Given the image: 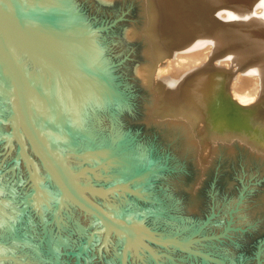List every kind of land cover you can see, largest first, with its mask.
<instances>
[{"label":"rangeland","instance_id":"rangeland-1","mask_svg":"<svg viewBox=\"0 0 264 264\" xmlns=\"http://www.w3.org/2000/svg\"><path fill=\"white\" fill-rule=\"evenodd\" d=\"M68 1L72 28L65 31L98 48L89 64L98 67L105 79L70 76L69 81L85 83L91 91L87 95L74 86L77 102L81 100L89 114H84L85 120L67 119L66 111L51 115L56 121L50 125L59 130L50 137H63L56 144L66 154L67 164L74 170L92 169L78 180L101 188L120 180L132 192L116 189L91 197L108 209L140 219L156 234L180 229L186 231L179 235L184 237L209 212L208 193L216 175L215 216L200 235L222 231L230 209L231 229L224 237L194 246L229 264H256L261 243L260 264H264V149L235 131L206 129V120L185 100L195 84L212 89L210 77L199 79V86L193 82L197 75L211 65L232 62H239L246 72L237 81L243 80L241 87L253 91L254 98L264 96V0ZM74 44L62 47L65 59L75 60ZM36 66L48 73L41 64ZM212 94V99L217 96ZM13 150L14 146L12 151L4 148L0 139L1 220L14 224L17 234L31 237L42 254L46 229L52 236L67 237L68 244L51 261L40 262L20 246H12L13 236L0 231V256H6L0 264H104L112 256L114 242L104 244L99 233L98 241L93 236L86 243L96 225L83 210L66 201L59 209L54 201L46 207L36 201L25 204L32 183L23 163L14 172L8 170ZM39 181L47 184L46 174L40 173ZM9 184L14 186L11 194ZM72 220L81 224V230H75ZM150 245L156 254L163 253L157 256L160 264H201L173 247ZM138 251L140 256L132 252L128 264H154L147 252Z\"/></svg>","mask_w":264,"mask_h":264},{"label":"water","instance_id":"water-1","mask_svg":"<svg viewBox=\"0 0 264 264\" xmlns=\"http://www.w3.org/2000/svg\"><path fill=\"white\" fill-rule=\"evenodd\" d=\"M71 23L72 18H70L69 21L57 23L48 28L43 23L36 22L35 20H21L20 18H17L0 8V63L8 76L11 96V112L7 118L0 119V123H5L10 120L9 128L7 131L1 132L0 139L4 142V148L8 147L9 151H12V145L8 143L7 138L12 136L16 139L13 159L8 170L14 172L16 168H19L21 163L25 166L28 177L32 183L31 192L25 196V204L31 203L32 201H36L39 204L41 184L39 181L40 173L37 170V166L35 165L34 167V160L27 152V145L25 144L23 136L26 137L29 145L28 147L33 151L35 158L39 160L40 167L45 171L46 180H48V177L52 179L59 190L58 196L53 200L54 206L59 209L61 205L65 204V198H67L78 208L83 210L85 213H89L97 220L98 224L87 236L86 243L89 242L91 237L100 233L103 234L105 244L108 240L110 228L116 230L120 234L121 241L118 248L119 252L116 264H128L131 252H135V254L140 256L138 248L147 252L154 264H160L157 256L158 254L163 253L156 254L150 244L173 247L174 249L185 253L187 256L199 259L201 264H229L219 256L198 248L193 244L195 242H200L201 240L219 239L224 237L227 231L231 229L230 220L231 212H233L232 209L229 210L228 214L230 219L226 221L222 231L216 234L211 233L209 235H200L202 230L210 224L212 218L215 216V197L213 189L217 179L216 175L212 179L210 191L208 193L210 198L209 212L204 215L203 219L196 223L192 230H190L184 237H179V235L186 233V231H180V229H176V232L172 234H156L150 228L145 226L140 219L136 220L130 217V219L123 218L121 214H113L99 202L94 200L93 197H91L92 195H103L116 189H127L124 188L123 183L120 180L109 184L105 188L97 187L89 182H82L78 180V177L84 172L91 171L92 169L87 167L79 168L77 170H74L71 167L69 168L64 162L66 154L61 150H57L53 146V144L59 142V140L63 137L57 138V136H54L53 138H46L43 135V132L35 124L33 115L49 124L53 123L54 118L53 116L46 117L44 112L39 113L37 109L29 103L26 94L25 77L21 65L12 48L6 41L2 30L5 29L14 34L11 29L15 28L18 32H20L28 46L46 58L53 68L62 73L66 79L69 78V75H78L86 80L92 81L97 77L105 81L101 71L98 68L93 67V64H80L79 62H75L73 58L65 59L64 55L67 52H63L61 50L64 45L69 42H83L78 40L79 34L68 33L65 31L66 28L71 27ZM34 33H39L48 39L59 43L58 46L62 45L60 46L61 48L59 47V50L57 49L54 51L39 44ZM97 84L102 85L101 82H97ZM205 127L209 130L221 131L213 129L208 126V124L207 126L205 125ZM229 130L235 131L236 134L240 135L243 139L264 149V145L260 143V140L253 138L248 132L242 130L237 131V129ZM145 172H147V169L144 170V173ZM242 196V191H240L239 200L242 199ZM117 212L122 211L117 210ZM260 244L261 243L258 244V249L255 255L256 264L261 263ZM0 258H6V256H0ZM9 258L17 262L12 256H9Z\"/></svg>","mask_w":264,"mask_h":264},{"label":"bare ground","instance_id":"bare-ground-1","mask_svg":"<svg viewBox=\"0 0 264 264\" xmlns=\"http://www.w3.org/2000/svg\"><path fill=\"white\" fill-rule=\"evenodd\" d=\"M0 8L10 13L13 16L20 18L21 20H26V21L35 20L36 22L43 23L48 28H50V26H53L57 23H64L70 20L68 19L69 9H70L68 0H0ZM11 31L16 36L5 29L2 30L6 41L8 42L9 46L12 48L13 52L15 53L21 65L25 77L26 94L29 103L35 109H37L39 113L44 112L46 117L66 111L65 116H67V119H72L76 123L78 121H82L83 119L85 120L86 118L84 114L86 115L87 112L84 111V103L81 100H79L80 104L77 102V99L74 96L76 95L77 91L74 86L81 89V91L85 90L84 91L85 94L88 95L91 93V91L89 93L86 90V84L80 83L78 85H75L74 81L73 82L69 81L70 76L73 75H69V78L66 79L62 73L56 71L53 68V66L48 62L46 58H44L43 56H41L39 53H37L28 46L27 42L22 37L20 32H18L15 28H12ZM34 35L38 40L39 44L47 48H50L54 51H56L57 49L59 50V47L62 46V45L58 46L59 43L54 42L39 33H34ZM73 47H74L73 57L75 61L77 63L79 62L80 64H89L95 58V56L99 51L96 46L87 42L75 43ZM37 63L41 64L43 68L47 70L48 73L46 74L45 72L39 70L36 66ZM238 63L235 64L232 62L231 66L230 65L227 66L228 63L226 65L217 64L218 66L216 65L211 67L212 66L211 65L212 62H211L209 64L211 66L210 68H206L207 71L205 72V74H202L200 76L197 75L198 79H196L195 77L196 80L193 81L195 83L197 81V85L199 86L198 84L199 79H205V78L208 79L210 77V79H212L211 80L212 82L209 83L210 88H212L211 91L208 90L209 87L203 86V83H201L202 87H195L196 86L195 84L192 86V89L189 88V90H187L185 100L189 104L193 105L195 108L198 109L203 119L206 120V122H203L206 126L208 124V126L212 127L213 129H218L221 131H223L224 129H234V130L237 129V131L242 130L248 132L249 135L252 136L253 138L259 139L260 143L264 145V121H262V118H264V96H257L254 98L253 91L250 92L249 89L248 91V90H244L241 87L240 83L243 80L240 79L241 81L240 83H238L239 78L241 75H243L246 72L239 67ZM237 71L240 73H238ZM261 77H264V74H262ZM262 79H263L262 82H264V78ZM212 84L216 86L215 90L213 89ZM261 85L264 84L261 83ZM213 91H215V94L217 93L216 94L217 96L213 97L212 99ZM10 112H11V96H10L9 79L6 71L4 70L2 64L0 63V119L7 118ZM87 115L89 116V114ZM87 115L86 117H88ZM33 120L37 125V127L43 132V135L46 138L50 137L51 134L57 133L59 130L58 127H54L53 125H50L40 120L34 115H33ZM53 120L56 121V119ZM9 124H10V120H8V122L5 123H0V131L2 129L8 130ZM224 127H230V128H224ZM23 137L25 140V144L27 145V152L34 160L33 161L34 167L36 165L38 172L45 175V171L40 167L39 160L35 158L33 151L31 150V148L28 147L29 145L27 143L26 137L25 136ZM89 137H90L89 134L86 135L83 141L85 140L87 141ZM7 139H8L7 140L8 143L14 146V150H15L16 147L15 137L11 136ZM53 146L57 150H59L58 149L59 146L57 144H53ZM65 159L67 160V158ZM66 160H64V162L70 168L71 166L67 164ZM6 189L7 192L11 194L12 190L14 189V186L9 184V186H7ZM58 193L59 190L56 184L52 179L48 177L47 184L41 183V197L39 199V204H41L40 206L46 207L50 202L53 201V199H55L58 196ZM65 201L66 203L69 202V204L73 205V207L74 206L76 207V205L73 204L71 201H69V199L65 198ZM107 210L108 211L110 210L109 212L113 214H121L123 218H129L127 214L125 215L122 212H117V210L115 211L111 209H107ZM1 213H2V205L0 204V215ZM87 216L89 217L88 219H90L89 221L90 222L95 221L96 223L94 225L97 226L98 224L97 220L93 218L90 214H87ZM72 222H73L72 225L77 232L81 230L82 228L81 224L77 220L76 221L72 220ZM26 230H29V227L26 228ZM0 231L1 233L8 232L9 235L13 236L11 238V240H13L11 243L12 246L14 245L20 246L23 250H25L27 254L31 255V258L33 260L34 259L35 261L41 260L40 262H42L44 258H46L48 261H51V259L55 257V255L57 254L58 250L61 247H66V245L68 244L67 237H63L62 235H59L57 233L56 235L52 236L50 234L49 229H46V231H44L45 233L42 240L45 254L44 253L42 254V251L40 252V250L39 251L36 250L38 248L37 246L36 248L34 245H32L30 239L31 237L27 238V235H25L24 233H23L24 236L22 235V233H20L21 234L20 236V234H17V230L15 229L14 224L4 223V221H2L1 218H0ZM109 232L114 235V238L111 237L113 239L108 238L110 245L113 244L112 242H114L113 244L114 250L112 256L111 257L108 256L109 258H107L106 261L104 260L105 261L104 264H116L117 256L119 252L118 247L120 245L121 237L116 230L110 228ZM95 237H97L96 238L97 241L100 238L99 235L98 236L95 235ZM76 256H78V254ZM50 264H59V262L52 261Z\"/></svg>","mask_w":264,"mask_h":264},{"label":"flooded vegetation","instance_id":"flooded-vegetation-1","mask_svg":"<svg viewBox=\"0 0 264 264\" xmlns=\"http://www.w3.org/2000/svg\"><path fill=\"white\" fill-rule=\"evenodd\" d=\"M54 200V199H53ZM102 205V204H101ZM104 206V205H103ZM106 207V206H105ZM107 208V207H106ZM108 209V208H107ZM110 211V210H109ZM86 214H89V213H86ZM87 216V215H86ZM94 218V217H93ZM96 223V222H95Z\"/></svg>","mask_w":264,"mask_h":264}]
</instances>
